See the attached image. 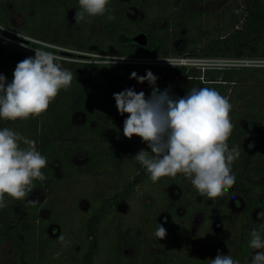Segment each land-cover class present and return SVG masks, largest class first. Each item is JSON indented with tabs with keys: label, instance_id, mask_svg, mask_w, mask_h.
<instances>
[{
	"label": "trees",
	"instance_id": "16d2710c",
	"mask_svg": "<svg viewBox=\"0 0 264 264\" xmlns=\"http://www.w3.org/2000/svg\"><path fill=\"white\" fill-rule=\"evenodd\" d=\"M204 6L205 0H110L107 7L114 19L107 20L105 13L91 18V22L77 23L67 18L70 9L76 12L79 7L77 0H0V23L9 24L8 17L17 13L22 22L16 28L23 32L99 52L149 55L155 49L156 55L183 57H264V0H221L218 8ZM141 31L147 35L146 45H139L132 39ZM176 42H181V47H177ZM31 55L0 42V73L10 80L16 63ZM61 63L73 71L71 85L57 93L46 111L27 119H16L22 126V134L35 139L37 148L49 160L42 169L46 179L43 182L34 180V187L54 189L72 172L71 166L75 172L103 167L117 179L118 186V189L110 186L111 193L94 205L84 218L81 227L85 243L80 252L73 251L72 260H68L70 264H98L102 254L108 264H206L208 260L203 252L191 256L192 247L183 248L182 252L144 247L145 235L136 230L143 224H153L150 217L152 211L157 214V206L152 195L149 204L140 198L143 209L138 226L107 227L112 212L134 197L135 187L150 179L144 167L133 158L140 149L147 150V144L135 134L131 138L123 136L122 122L128 114L117 113L112 97L113 92L129 86L147 96L151 86L146 81L137 82L129 77L132 71L143 75L146 69L158 77L155 82L158 89L167 87L177 97L193 87H210L229 98L233 129L228 144L239 147L240 155L232 164L236 180L231 192L216 199L225 202L229 193H235L243 202L223 243L228 255L238 259L240 264H247L249 232L264 225V215L259 219L253 216L255 207L264 212V68L223 66L201 70L183 64L165 67L108 65L103 74L101 66H91L89 78L82 80L77 75L79 65ZM75 118L80 121L74 123ZM5 125L6 120H0V126ZM248 131L255 140L245 144ZM248 149L253 151L248 152ZM77 154L84 160L75 167L72 158ZM54 164L60 176L55 175ZM168 180L173 178L166 176L161 183L166 184ZM174 180L177 183L176 178ZM185 192L180 191L183 199ZM182 198L176 204L184 207L185 224L196 212H202L204 224L217 217L209 214L208 206L188 203L189 199ZM25 202L6 196V206L0 209V245L4 242L14 244L11 264H52L46 250L48 239L44 228L47 223L37 217L35 205L31 211H26ZM145 208L149 217L144 213ZM165 209L172 219L175 218L174 207ZM223 222L225 225V220ZM110 230L114 233L106 241L104 235ZM119 243L133 251L123 254ZM0 264H5L1 253Z\"/></svg>",
	"mask_w": 264,
	"mask_h": 264
},
{
	"label": "clouds",
	"instance_id": "9594fccd",
	"mask_svg": "<svg viewBox=\"0 0 264 264\" xmlns=\"http://www.w3.org/2000/svg\"><path fill=\"white\" fill-rule=\"evenodd\" d=\"M77 3L74 15L77 23L91 22V18L105 13L107 20L114 19L107 7L110 0H77ZM4 29L0 25V31ZM33 51V55L16 63L10 80L0 73V120L39 115L61 89L71 85L73 71L63 67L59 55L44 47ZM106 57L107 64L125 58ZM129 77L137 82L146 81L151 86L150 93L145 96L143 91L129 86L113 92L112 97L117 113L128 114L122 122L123 136L131 138L135 134L147 144V150L140 149L133 158L144 167L151 181L182 174L200 196L213 199L228 192L236 180L232 164L240 155L239 147L228 144L233 129L229 98L210 87H193L177 97L167 87L158 89L155 83L158 77L147 69L143 75L132 71ZM48 163L35 139L0 126V209L6 206V196L37 203L25 198L33 189L34 180L46 179L42 169ZM262 229L264 225L249 232L247 264H264ZM154 235L163 238L166 229L157 224ZM58 239L67 243L63 235ZM208 264H240V261L217 250Z\"/></svg>",
	"mask_w": 264,
	"mask_h": 264
},
{
	"label": "rangeland",
	"instance_id": "374dc122",
	"mask_svg": "<svg viewBox=\"0 0 264 264\" xmlns=\"http://www.w3.org/2000/svg\"><path fill=\"white\" fill-rule=\"evenodd\" d=\"M221 0H205L204 8L214 9L218 8ZM134 11H130L133 14ZM75 11L70 9L67 13L69 21L74 19ZM9 27L17 29L22 22V17L17 13H12L8 17ZM177 47H181V42L175 43ZM22 50V49H21ZM155 49H152V53L149 56H156ZM13 55L12 59H15ZM185 59V64L189 67H199L201 70L205 67L217 68L227 66L226 61L221 58H197V57H183L172 56ZM242 58V57H238ZM220 59V60H217ZM224 59V58H223ZM170 64H151L148 66H160L165 67ZM176 65V64H175ZM229 65V64H228ZM248 68H256L249 66H240ZM260 68V67H257ZM79 72V70L77 71ZM81 77L86 76L85 71H80ZM74 123L80 120L75 118ZM242 125H244L242 123ZM7 127H11L15 130H19L21 133L22 126L16 122V120H6ZM137 136V135H135ZM255 140V136L248 131V136L245 138V144L249 141ZM248 152L253 149H248ZM84 160V157H79L78 154L72 158V165H77ZM242 163H240L241 165ZM76 167V166H75ZM53 169L56 176H60L61 172L57 169V165L54 164ZM72 170L65 179H62L56 184V187L52 190L47 187H34L25 199H35L37 203L30 204L26 200V211H31L33 205L36 207L37 217H39L43 223H47L44 228L45 235L48 239V248L46 249L49 254L48 257L53 260L52 264H70L73 251L80 252L82 245L85 243L84 235L82 231V223L87 216L91 208L99 203L101 199L108 196L111 193L110 186H117V179L111 176L107 169L101 167L84 171L78 169L73 171L72 166L69 168ZM161 177L155 183L151 179L139 184L136 188L134 197L127 202L124 206L117 208L112 212L110 218L107 221V227H121V228H135L138 226L140 220L141 201L145 204L151 203V196L155 199L154 205L157 207V214L152 211V226L149 224H143L136 233H142L145 235L144 247L149 250L166 251L176 250L182 252L183 248L191 249V256L198 255L199 253H205L208 259L213 258L217 254V250L221 254H228L225 251L223 238L229 235V231L233 227L234 221L238 213L242 210L243 202L235 193H229V198L222 202L221 198H208L201 197L197 194L196 190L191 185L190 181L182 174H177L172 181L166 184L161 183ZM176 178L177 183H174ZM174 181V182H173ZM165 182V181H164ZM178 184V185H177ZM181 190L186 191V197L189 199L188 203H195L201 206H208L207 210L210 215L217 217L211 218L207 224L203 223L202 212H196L193 218L187 223H184L182 215L184 214L183 205L176 204L179 199L182 198ZM231 189H229V192ZM226 194V193H224ZM223 194V195H224ZM228 194V193H227ZM254 197V196H253ZM183 199V198H182ZM183 199V200H184ZM153 205V203H152ZM166 207H174L175 218H171ZM156 212V211H155ZM262 212L260 207L253 209L254 219H259ZM146 217H149L148 209H144ZM225 220V225L224 221ZM157 224H161L166 229V235L163 238H156L154 235ZM224 227V228H223ZM107 233V231H106ZM114 233L111 230L108 234L104 235V238L108 239L111 234ZM63 235L67 243L59 241V237ZM106 245L107 242H106ZM119 249L123 254L128 255L133 251L131 247H125L124 244L119 243ZM14 244L11 242H4L0 245V253L5 264H11V256L13 253ZM59 253V255H54ZM98 264H108L104 262V254L101 255L98 260ZM208 264V260L206 262Z\"/></svg>",
	"mask_w": 264,
	"mask_h": 264
},
{
	"label": "built area",
	"instance_id": "2783aa9c",
	"mask_svg": "<svg viewBox=\"0 0 264 264\" xmlns=\"http://www.w3.org/2000/svg\"><path fill=\"white\" fill-rule=\"evenodd\" d=\"M8 34L0 32V40L9 42L13 44L16 48L22 49L34 54L33 48L44 47L48 51H53L60 56V60L68 62H83L84 59L75 56L77 53H83L77 49L69 48L65 46H60L53 42L43 41L27 34L8 30ZM33 47V48H32ZM91 56H96L91 54ZM226 61L227 66L240 67V66H249V67H261L264 68V57H242V58H221ZM220 60V59H217ZM125 63L141 64V65H151V64H170V65H186L185 59L178 57H169L165 55L157 56H125L123 60ZM229 64V65H228Z\"/></svg>",
	"mask_w": 264,
	"mask_h": 264
},
{
	"label": "flooded vegetation",
	"instance_id": "af4514ba",
	"mask_svg": "<svg viewBox=\"0 0 264 264\" xmlns=\"http://www.w3.org/2000/svg\"><path fill=\"white\" fill-rule=\"evenodd\" d=\"M0 25H4L5 26V29L3 31H0V32H2L4 34H8V32H7L8 30L18 31V32L27 34L29 36H32L34 38H37V39H40V40H43V41L52 42V41L47 40L45 38H42V37H39V36H35L33 34H30V33H27V32H23V31H21L19 29H14L12 27H9L8 24L0 23ZM0 42L5 43L7 45H10L12 47H15L13 44H11L9 42H5V41H1V40H0ZM53 43H56V42H53ZM56 44H58L60 46L74 48V49H77V50L83 52V53H77V54H75V56L80 57V58H83L84 59L83 62H68V61L60 60V62L62 61V62H66V63H72V64L79 65V72H77V75L82 80H84L86 78H89L90 71L88 70V68L91 67V66H101L102 67L101 72L103 74L106 73L105 72L106 71L105 68L108 65L119 66V67L120 66H142L141 64L125 63V62H123L121 60H118L114 64H107L106 63V59H107L106 56H113V55H115V56H119V55H122V56H149V55L117 54V53H110V52H99V51H95V50H89V49H84V48H80V47H76V46H70V45H65V44H60V43H56ZM91 54H94L96 56H91ZM163 55H166V54H163ZM80 71H85L86 72V76L85 77H81V72Z\"/></svg>",
	"mask_w": 264,
	"mask_h": 264
},
{
	"label": "water",
	"instance_id": "95a60500",
	"mask_svg": "<svg viewBox=\"0 0 264 264\" xmlns=\"http://www.w3.org/2000/svg\"><path fill=\"white\" fill-rule=\"evenodd\" d=\"M133 41L139 45H146L147 44V35L145 32L141 31L135 34L132 37Z\"/></svg>",
	"mask_w": 264,
	"mask_h": 264
}]
</instances>
